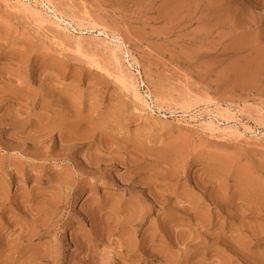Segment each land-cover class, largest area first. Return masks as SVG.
I'll return each mask as SVG.
<instances>
[{
	"label": "rangeland",
	"instance_id": "374dc122",
	"mask_svg": "<svg viewBox=\"0 0 264 264\" xmlns=\"http://www.w3.org/2000/svg\"><path fill=\"white\" fill-rule=\"evenodd\" d=\"M24 3L0 0V264H264V0Z\"/></svg>",
	"mask_w": 264,
	"mask_h": 264
},
{
	"label": "bare ground",
	"instance_id": "6f19581e",
	"mask_svg": "<svg viewBox=\"0 0 264 264\" xmlns=\"http://www.w3.org/2000/svg\"><path fill=\"white\" fill-rule=\"evenodd\" d=\"M18 2L21 3V4H23V5H25V6H28L29 7L28 4H25L24 3V0H18ZM33 2L36 3V1H33ZM46 4H50V2L49 1H46ZM48 6H50V5H48ZM51 10H52V12L57 13V10L53 6H51ZM115 47L119 48V45H115ZM123 82H124V80L122 81V83ZM129 82H130V85L132 87V92H133V96L135 97V99H137L139 102H141L146 107V109H148V112L150 113V115H152V116L155 115L156 112L158 111V106H152L153 108L150 107L149 103L145 99H143L142 96L140 95V93L138 92L137 87L135 86V82L133 81V79H131ZM198 116H201V113L198 112V113H196L191 118H197ZM163 117H167V116H163ZM219 120H221V123L218 122ZM224 122H228V118L222 117V115L220 113H218V111H215L213 113V117H209L208 116V120L205 122V124H206V130L212 133V132L218 131L219 129H230L229 132H231V133H236V134H239V135H242L243 134L240 131V129H238L236 127H233V126L220 127V125H224L225 124ZM233 122H235V120H232V123ZM243 130L244 131L247 130V132H249V133H252L253 132V131H251L250 129H247V128H245Z\"/></svg>",
	"mask_w": 264,
	"mask_h": 264
}]
</instances>
